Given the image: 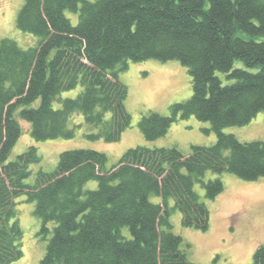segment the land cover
Returning <instances> with one entry per match:
<instances>
[{"label":"trees","instance_id":"trees-1","mask_svg":"<svg viewBox=\"0 0 264 264\" xmlns=\"http://www.w3.org/2000/svg\"><path fill=\"white\" fill-rule=\"evenodd\" d=\"M66 11L78 14L76 24ZM15 24L38 40L28 48L0 40V264L23 256L20 196L34 203L46 239L38 264H198L170 230V213L178 210L184 227L204 231L209 211L194 186L208 199L223 190L220 179L204 180L207 171L264 177V143L222 131L264 113V0H23ZM146 59L179 61L191 95L171 104L169 115L142 113L143 137L155 140L178 118L194 116L210 124L205 131L215 133V143L193 145L188 154L137 145L110 168L103 152L66 149L53 171L39 169L27 183L40 156L30 146L8 159L22 131L18 119L35 140L71 138L69 120L80 113L93 129L88 139L116 142L131 122L118 74L127 61ZM217 72L233 81L223 84ZM77 86L75 97H59ZM89 180L95 189H84ZM250 264H264V245Z\"/></svg>","mask_w":264,"mask_h":264},{"label":"rangeland","instance_id":"rangeland-1","mask_svg":"<svg viewBox=\"0 0 264 264\" xmlns=\"http://www.w3.org/2000/svg\"><path fill=\"white\" fill-rule=\"evenodd\" d=\"M23 0H0V40L9 38L20 47L36 45L37 37L23 32L16 27V13ZM72 24H76L78 14L65 12ZM261 39V38H260ZM234 67L245 68L243 62L235 60ZM223 84L227 80L222 72H217ZM119 80L127 87L125 106L131 115L130 125L122 132L120 140L105 142L102 139L90 140L86 133L93 129L88 127L80 113H75L69 120V127L75 133L71 138L58 137L46 140H35L30 133V124L18 119L21 134L9 154L13 160L28 147L34 146L40 161L29 166L31 174L27 183L34 181L37 170L53 171L61 151L75 148H91L105 153L106 168H110L129 148L137 145L147 147L176 146L188 154L193 145L210 146L215 143L216 135L206 121L197 120L194 116L178 118L171 124L167 133L155 140L148 141L141 134L138 121L142 113L155 112L161 115L170 114V105L188 99L191 95V79L187 68L177 60L159 61L146 59L127 61V68L118 74ZM81 87L62 91L60 98L75 97ZM58 108V101L53 102ZM225 133L234 134L240 141L260 140L264 143V113L259 112L246 125L227 126ZM218 178L223 190L214 199L204 195V189L195 184L194 189L200 200L209 211V225L206 230L184 227L181 213L173 210L169 216L171 231L181 237V248L187 258L198 264H250L254 250L264 245V177L256 180H243L236 175L223 171H207L204 180ZM97 181L89 180L84 189H95ZM25 196L16 199L17 218L21 226L22 258L11 264H38L46 248V239L39 235L41 221L34 214V203L25 201ZM150 200L160 202V198L151 195ZM173 201L169 200V206ZM128 235V229L122 228Z\"/></svg>","mask_w":264,"mask_h":264}]
</instances>
